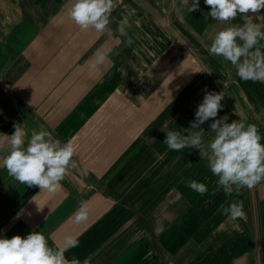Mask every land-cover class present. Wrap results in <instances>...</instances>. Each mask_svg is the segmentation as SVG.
I'll list each match as a JSON object with an SVG mask.
<instances>
[{"label": "crops", "instance_id": "1", "mask_svg": "<svg viewBox=\"0 0 264 264\" xmlns=\"http://www.w3.org/2000/svg\"><path fill=\"white\" fill-rule=\"evenodd\" d=\"M191 2L114 0L98 33L69 18L70 0H0V135L19 124L26 147L43 128L73 140L77 163L52 192L0 167V238L40 231L62 246L73 236L78 246L64 255L79 264H264V180L232 196L214 192L199 150L164 143L166 131L191 127L207 92L223 95L214 119L255 124L264 143V82L241 80L208 51L217 31L244 20L221 24L204 0L189 13ZM249 16L264 31V9ZM105 49L106 62L90 70ZM212 122L201 125L206 143ZM82 201L87 219L76 222ZM233 201L244 219L221 211Z\"/></svg>", "mask_w": 264, "mask_h": 264}, {"label": "clouds", "instance_id": "2", "mask_svg": "<svg viewBox=\"0 0 264 264\" xmlns=\"http://www.w3.org/2000/svg\"><path fill=\"white\" fill-rule=\"evenodd\" d=\"M210 7L208 16L221 24L233 21L241 16V26L223 28L216 32L208 49L210 55L222 57L236 69L243 81L264 82V31L254 25L249 13H258L264 9V0H204ZM189 4V0H184ZM114 0H70L69 18L83 31L94 29L98 33L105 31ZM200 0H192L188 12L199 10ZM127 19L123 20L118 31L126 35ZM128 44L132 40L128 39ZM110 49L97 50L89 63V69L95 70L103 65ZM221 93L207 92L195 112L191 127L181 131H166L164 143L169 150L197 149L201 159H206L211 172L218 177L214 192L223 191L227 196L239 193L241 189H251L264 180V143L255 124L243 121L228 122V117H217L222 105ZM213 118L210 132L214 137L205 142L206 121ZM9 136L0 135V167L7 170L8 176L18 183L37 186L41 192H52L59 186L70 168L77 167L73 159L76 146L72 139L61 143L50 132L41 128L33 131L25 147L26 133L14 126ZM187 187L201 195L208 192L204 183L190 180ZM221 211L231 220L244 219L241 203L233 201L228 206L221 205ZM87 203L81 202L75 213L76 222L87 219ZM78 246L77 238L65 237L63 245L52 246L40 231H33L26 237L19 234L11 238H0V264H79L76 259L65 258L64 253Z\"/></svg>", "mask_w": 264, "mask_h": 264}, {"label": "rangeland", "instance_id": "3", "mask_svg": "<svg viewBox=\"0 0 264 264\" xmlns=\"http://www.w3.org/2000/svg\"><path fill=\"white\" fill-rule=\"evenodd\" d=\"M199 156H200V154H199ZM202 160H204V161H202L201 163H200V170H207V169H210L209 167H208V162H207V160L206 159H202ZM217 180H218V177H217ZM201 183H202V181H201Z\"/></svg>", "mask_w": 264, "mask_h": 264}]
</instances>
